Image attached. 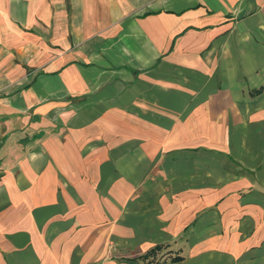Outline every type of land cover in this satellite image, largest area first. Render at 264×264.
<instances>
[{
    "label": "crops",
    "instance_id": "0c3cea01",
    "mask_svg": "<svg viewBox=\"0 0 264 264\" xmlns=\"http://www.w3.org/2000/svg\"><path fill=\"white\" fill-rule=\"evenodd\" d=\"M0 264H264V0H0Z\"/></svg>",
    "mask_w": 264,
    "mask_h": 264
},
{
    "label": "trees",
    "instance_id": "16d2710c",
    "mask_svg": "<svg viewBox=\"0 0 264 264\" xmlns=\"http://www.w3.org/2000/svg\"><path fill=\"white\" fill-rule=\"evenodd\" d=\"M161 246H156L155 248H154V250H156V249H159ZM153 250V251H154ZM175 259H177V258H175Z\"/></svg>",
    "mask_w": 264,
    "mask_h": 264
}]
</instances>
